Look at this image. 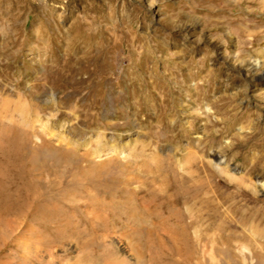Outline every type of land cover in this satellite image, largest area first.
I'll return each instance as SVG.
<instances>
[{"label":"rangeland","instance_id":"374dc122","mask_svg":"<svg viewBox=\"0 0 264 264\" xmlns=\"http://www.w3.org/2000/svg\"><path fill=\"white\" fill-rule=\"evenodd\" d=\"M260 1L0 0V264H264Z\"/></svg>","mask_w":264,"mask_h":264},{"label":"bare ground","instance_id":"6f19581e","mask_svg":"<svg viewBox=\"0 0 264 264\" xmlns=\"http://www.w3.org/2000/svg\"><path fill=\"white\" fill-rule=\"evenodd\" d=\"M252 1H253V2H255L256 0H255V1H254V0H252ZM261 2H262V4H264V0H261V1H260V3H261ZM236 3L240 4V3H239V0H237V2H236ZM249 18H251V17H249Z\"/></svg>","mask_w":264,"mask_h":264}]
</instances>
